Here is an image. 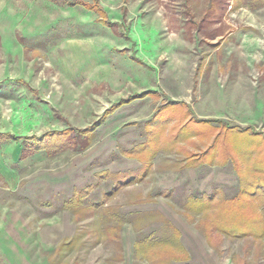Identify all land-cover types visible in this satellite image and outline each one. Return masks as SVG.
Returning a JSON list of instances; mask_svg holds the SVG:
<instances>
[{"label": "rangeland", "instance_id": "374dc122", "mask_svg": "<svg viewBox=\"0 0 264 264\" xmlns=\"http://www.w3.org/2000/svg\"><path fill=\"white\" fill-rule=\"evenodd\" d=\"M99 1L112 26L0 0V264H161L158 213L177 264H264V235L204 232L226 201L264 215V0Z\"/></svg>", "mask_w": 264, "mask_h": 264}, {"label": "trees", "instance_id": "16d2710c", "mask_svg": "<svg viewBox=\"0 0 264 264\" xmlns=\"http://www.w3.org/2000/svg\"><path fill=\"white\" fill-rule=\"evenodd\" d=\"M68 3L70 5H81L87 9L95 11L100 16L101 21L104 25L112 26L109 14L104 9L103 5L100 3L99 0H93L92 2L86 0H68ZM146 95H148V93ZM122 103L123 101L112 106V108H109L106 111V114L103 116L102 121L98 125H100L105 119H107L109 115L113 113L115 109L120 107ZM178 103L180 104V102ZM178 103L166 102V104L164 103L163 105H178ZM94 129V127L86 128L85 130H82V132H80L92 137ZM63 133L50 132L40 137H33L34 141L32 142V144L35 145V148L37 149L43 148L45 146L44 140L46 137L53 135L60 136ZM87 191V188L76 189L75 194L73 195L70 201L78 203L82 202L81 200L83 199V197L88 195ZM83 192L84 194H82ZM200 202L201 201H199V203ZM226 203H228V205L225 206L224 203L221 212L214 216V221L212 223H210L208 220L205 221L207 228L204 229V232L210 235H213V233L217 232H224L228 235L240 237L252 235L255 238H260L264 235L263 214L258 212V210L252 211L247 209V207L243 205L240 206V202L236 203V205L234 202H232V204H229V202L226 201ZM158 216L162 217L158 218V220L163 222L162 227L155 229L151 233H145L143 236H141L138 242V250L144 247L143 254L154 260L159 259V263L161 264H177V260H183L185 258L188 259L187 256H183L184 254L178 255L174 251L175 249H180V241L178 240L180 234L179 231L171 222L166 220L161 214L158 213ZM162 233H168L169 236L167 238L160 239V235ZM158 245H161L163 247L159 248ZM61 248L62 247L59 248L58 253ZM50 261L52 262V264H57V256L52 257ZM74 264H80V262L75 261Z\"/></svg>", "mask_w": 264, "mask_h": 264}, {"label": "crops", "instance_id": "0c3cea01", "mask_svg": "<svg viewBox=\"0 0 264 264\" xmlns=\"http://www.w3.org/2000/svg\"><path fill=\"white\" fill-rule=\"evenodd\" d=\"M243 51H244V50H243ZM248 51H250V50H248ZM251 51H252V50H251ZM252 55L254 56V54H252ZM252 58H254V57H252ZM248 61H249V63H250V65H249V69H250V67H252V70H254V68H255V70H256V65L252 64V62H251L252 59L249 58ZM252 76H253V75H252ZM216 77H217V76H216ZM247 77L250 78L251 76H248V75H247ZM252 80H253V78H252ZM252 82H253V81H252ZM254 92H256V89L254 90ZM256 94H257V93H256ZM261 94H262V93H261ZM249 98H250V97H249ZM249 98H248V99H249ZM252 100H253V97H252ZM248 101H249V100H248ZM200 116H201V115H200ZM202 117H203V116H202ZM205 117H207V116H205ZM218 118H219V117H218Z\"/></svg>", "mask_w": 264, "mask_h": 264}]
</instances>
